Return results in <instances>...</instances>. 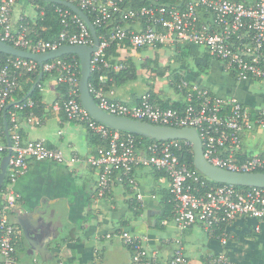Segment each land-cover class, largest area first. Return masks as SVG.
<instances>
[{
    "label": "built area",
    "instance_id": "obj_1",
    "mask_svg": "<svg viewBox=\"0 0 264 264\" xmlns=\"http://www.w3.org/2000/svg\"><path fill=\"white\" fill-rule=\"evenodd\" d=\"M87 10L95 29L100 28L98 45L91 54V72L108 78L105 72L126 68L125 62L142 49L155 46L193 44L220 62L224 72L237 81L264 84V0H67ZM17 0H0V40L32 53L55 50L62 45H93L92 33L79 15L69 8L56 11L63 29L51 40L33 39L28 21L12 22ZM138 2H142L137 4ZM71 12H70V11ZM43 11H41V14ZM134 24L140 25L134 30ZM97 32V31H96ZM115 48L112 50V46ZM63 57V56H62ZM58 57L42 65L31 58L9 55L0 58V115L6 112L11 140V155L0 191V264H16L15 246L20 228L9 214L20 195L14 189L31 161L48 160L66 165L84 161L99 171L97 193L104 196L114 182L137 189L133 177L136 168L163 172L169 182L172 222L178 231L200 224L224 245L225 226L240 215L264 222V188L233 184L211 186L182 155L192 144L184 139L139 141L135 134L109 128L94 120L79 100L80 63L77 58ZM40 72L52 75L55 84L65 85V95L52 102L51 108L65 117L84 124L100 138L94 153L86 159L67 155L61 148L48 146L40 139L26 140L21 124L40 123L31 98L13 99L22 79ZM40 87V83H37ZM89 90L104 111L131 119L170 127L194 128L201 140L204 158L214 166L238 172L264 171V152L243 156L242 134L264 131V106L250 107L235 96H222L209 88L180 79L177 90L183 95L182 107H161L149 93L129 104L113 95L112 87L89 85ZM28 112L22 116V112ZM8 145L4 125L0 124V162ZM140 199L141 196L138 195ZM163 224L167 220L161 221ZM259 227H257L258 229ZM218 231V232H217ZM109 236V234L107 235ZM119 236L131 251L130 264H187L179 239H175L169 258L160 257L146 245L141 235L121 230ZM210 264H232L224 252Z\"/></svg>",
    "mask_w": 264,
    "mask_h": 264
},
{
    "label": "crops",
    "instance_id": "obj_2",
    "mask_svg": "<svg viewBox=\"0 0 264 264\" xmlns=\"http://www.w3.org/2000/svg\"><path fill=\"white\" fill-rule=\"evenodd\" d=\"M36 8L30 0L17 1L12 22L16 25L22 18L33 20ZM139 27L138 24L132 26L134 30ZM149 52L152 56L145 55ZM143 55L146 57L142 58ZM178 55L182 57L176 58ZM129 58L137 66L136 76L111 86L115 99L120 101L136 103L141 95L151 90L158 102H182L183 95L173 81L178 77V80L186 79L216 94L235 96L250 107L264 106L263 83L258 82V86L255 82L235 80L201 46H155L139 50ZM190 59L191 70L186 64ZM158 69H163L166 75L158 74ZM39 88L43 98L38 115L40 123L31 125L23 121V137L40 139L48 146L61 148L67 155L76 154L82 159L91 156L97 146L89 141L87 127L51 108L59 94L53 76L46 74ZM242 148L244 157L263 153L264 131L244 132ZM98 176V169L84 161L71 165L30 162L15 185L20 197L9 214L10 220L20 228L15 246L16 264H130L131 251L119 236L121 230L143 236L148 248L157 250L164 260L170 257L175 239H179L187 264H210L221 252L232 264H264V222L254 217L237 216L225 226L228 237L223 245L198 223L178 231L172 217L165 218L166 224L162 220L157 222L169 191V182L159 171L136 168L133 177L137 189L114 182L104 196L97 193ZM16 209L20 211L15 212ZM38 211L39 216L36 215Z\"/></svg>",
    "mask_w": 264,
    "mask_h": 264
},
{
    "label": "water",
    "instance_id": "obj_3",
    "mask_svg": "<svg viewBox=\"0 0 264 264\" xmlns=\"http://www.w3.org/2000/svg\"><path fill=\"white\" fill-rule=\"evenodd\" d=\"M43 1H48L55 4L63 5L69 8L77 15H79L83 20H85L93 36V45L66 44L58 47L55 50H50L42 53H32L27 50L19 49L9 43L0 40V53L6 55H12V56H20L24 58H31L36 60L39 63V65H42L44 61L62 57L64 55H76L80 63L79 100L82 106L85 108V110L94 120L104 124L109 128L116 129L122 132L132 133L148 139L188 140L192 144L193 168L205 178L221 184H233L242 187L257 186L264 188V171H255V172L231 171L228 169L214 166L211 163H209L203 156L201 140L197 131L194 128H190V127L177 128V127L157 125L145 121L131 119L124 116L114 115L101 109L89 90V77L91 75V54L96 49L99 42L94 25L92 24L88 16L77 5H75L70 1L67 0H43ZM39 76H42V72H40ZM39 80L40 79L38 78L36 83L32 85L31 89L28 92V95L35 88ZM9 108H10V104H8L3 111V125H4V132L6 136L8 150L6 155L2 158L0 162V191L2 189V185L5 180L6 169L11 155V140L8 130V121L6 118V111ZM41 161H48V160H41ZM48 162L62 164L53 161H48ZM15 185H14V189H15ZM19 211L20 209L15 210V212H19ZM36 215L39 216L40 211H38ZM18 221L20 225L22 224V226H24L23 227L24 233L25 235H27L25 225L22 223L20 218ZM31 245L34 246V243L31 242Z\"/></svg>",
    "mask_w": 264,
    "mask_h": 264
},
{
    "label": "trees",
    "instance_id": "obj_4",
    "mask_svg": "<svg viewBox=\"0 0 264 264\" xmlns=\"http://www.w3.org/2000/svg\"><path fill=\"white\" fill-rule=\"evenodd\" d=\"M19 1V0H17ZM31 2L34 3V5L37 6L36 8V14L34 16V19H25V21H28V23L30 24V27L32 29L30 36H32V38L35 39H45V40H51L54 37H56L58 35V33L61 32V30L63 29V25L60 22V18L58 16V13L56 11L57 8H62V9H67V7L60 5V4H55L52 2H48V1H43V0H30ZM142 3V2H138L137 4ZM41 11H43V13L41 14ZM70 11V10H69ZM71 12V11H70ZM83 12L88 16L89 19L92 20V16L91 14L87 11V10H83ZM97 33L99 34L101 32L100 28H96ZM180 45V44H179ZM178 46V45H176ZM115 48V45L112 46V50ZM9 55L0 53V58L1 60H4L8 57ZM63 57L66 58H77L76 55H64ZM62 57V58H63ZM127 66L126 68H123L119 71H107L105 72L108 76V78L106 81H100L99 76L100 74L96 71H92L91 75L89 77V85L93 86V85H98L100 87H103L104 89H107L109 87H111L114 83H123L127 80L133 79L136 76V64L135 61L132 60L131 58H128L126 61ZM147 62H150L149 60H147ZM146 63V62H145ZM157 70V69H156ZM164 70L163 69H158V74H160L161 76L164 75ZM46 75V73H43L42 76H39V74L37 75H28L26 77H24L22 80V84H21V89L18 90L14 96L13 99L18 101V102H24L26 101V99L29 97L32 100L35 101L36 103V107H35V113L38 116L40 114V110L42 108V94L40 92V88L38 87V84H36L35 88L32 90V92L28 95L29 90L31 89L32 85L34 83H36L37 79L39 78V82L41 83V81L44 79V76ZM49 75V74H48ZM179 78L176 77L173 81L175 82V87L177 89V84L180 80H178ZM57 90H58V95L59 96H64L65 95V85L63 84H59L57 86ZM150 95V100L154 103H156L157 105L161 106V107H182V102L177 101V102H173V103H169L168 101H162V102H158L154 95L151 93V90L149 92ZM12 109V106H10L9 110ZM28 112V110H25L22 112V116H24L26 113ZM7 114V112H6ZM7 118H8V114H7ZM0 124H3V116L0 115ZM90 136H89V141L96 147L98 146L101 142L100 138L96 135H94L92 132H89ZM137 140L139 141H147L148 139L138 136V135H134ZM192 151L191 149L188 147L185 149L184 154L182 155V160H184L191 168H193L192 165ZM160 172V171H159ZM161 174L164 175L163 172H160ZM204 177V176H203ZM205 178V177H204ZM207 180V183L211 186H216V185H220L221 183H217L214 181H211L207 178H205ZM164 209L161 212L160 216L157 219V222L163 220V219H170L172 217V201H171V195L168 191V195L167 197L164 198ZM218 232V231H217Z\"/></svg>",
    "mask_w": 264,
    "mask_h": 264
},
{
    "label": "rangeland",
    "instance_id": "obj_5",
    "mask_svg": "<svg viewBox=\"0 0 264 264\" xmlns=\"http://www.w3.org/2000/svg\"><path fill=\"white\" fill-rule=\"evenodd\" d=\"M134 53H136V51L134 52ZM143 53L141 52V55H142ZM145 55H149V56H152V53L151 52H149V53H145ZM158 56H160V59L162 58V55H158ZM144 57H146V56H142V58H144ZM180 57H182V55H178L176 58H180ZM139 61H141V60H139ZM182 62V61H181ZM186 64H187V66H189L188 68L191 70L192 68H193V63H192V60L190 59L189 61H186ZM175 65H177V61H175ZM157 66H158V63H157ZM164 74L166 75V73L164 72ZM258 86H260V83H258V81H256L255 82ZM252 88L254 89V86H252ZM213 92H215L216 93V91H213Z\"/></svg>",
    "mask_w": 264,
    "mask_h": 264
}]
</instances>
